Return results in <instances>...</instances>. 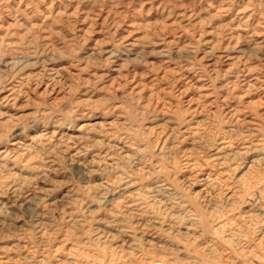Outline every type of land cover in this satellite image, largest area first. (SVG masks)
I'll return each instance as SVG.
<instances>
[{
	"label": "rangeland",
	"instance_id": "rangeland-1",
	"mask_svg": "<svg viewBox=\"0 0 264 264\" xmlns=\"http://www.w3.org/2000/svg\"><path fill=\"white\" fill-rule=\"evenodd\" d=\"M0 264H264V0H0Z\"/></svg>",
	"mask_w": 264,
	"mask_h": 264
}]
</instances>
